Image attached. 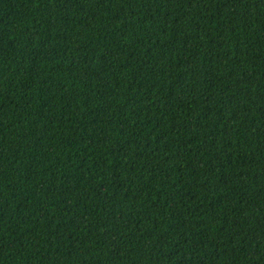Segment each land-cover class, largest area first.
Segmentation results:
<instances>
[{"label":"trees","instance_id":"obj_1","mask_svg":"<svg viewBox=\"0 0 264 264\" xmlns=\"http://www.w3.org/2000/svg\"><path fill=\"white\" fill-rule=\"evenodd\" d=\"M0 264H264V0H0Z\"/></svg>","mask_w":264,"mask_h":264}]
</instances>
